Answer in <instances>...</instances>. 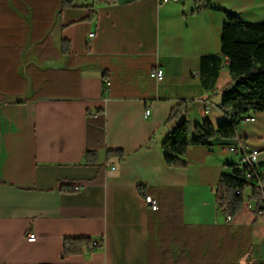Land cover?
Listing matches in <instances>:
<instances>
[{"label": "crops", "instance_id": "1", "mask_svg": "<svg viewBox=\"0 0 264 264\" xmlns=\"http://www.w3.org/2000/svg\"><path fill=\"white\" fill-rule=\"evenodd\" d=\"M211 2L217 9L195 14L194 0H0V264H264L251 189L231 222L215 196L241 161L229 147L258 149L264 161V112L236 139L191 146L185 169L164 160L177 101L189 102L191 137L224 119L227 60L216 92L200 83L201 59L221 55L224 11L264 23V0ZM82 237L103 247L65 256L64 241Z\"/></svg>", "mask_w": 264, "mask_h": 264}, {"label": "trees", "instance_id": "2", "mask_svg": "<svg viewBox=\"0 0 264 264\" xmlns=\"http://www.w3.org/2000/svg\"><path fill=\"white\" fill-rule=\"evenodd\" d=\"M100 3L112 5L119 0H97ZM193 13L198 14L213 9L211 0H194ZM227 21L223 26L222 49L220 56H205L200 62V83L206 91L216 92V81L222 69L223 58L228 62L232 81L221 91L222 101L220 111L223 121L215 126L206 119L194 128L190 136V124L186 117L189 102L179 100L171 110L170 122H177L162 144L164 160L168 167L185 169L188 166L186 156L191 146H211L216 138L232 140L238 137L239 126L244 117L251 113L264 112V23H245L236 13L224 11ZM88 49L89 46H88ZM104 109L96 114L104 121ZM89 116H94L89 114ZM108 158L119 157L124 153L120 149L107 150ZM87 165L98 163L97 153L87 150ZM230 174H223L216 188L215 196L218 206L227 211L233 220L244 206V193L251 189L252 198L259 204L264 194L263 190L249 184L244 179L245 170L239 165L232 166ZM258 168L264 169V161ZM77 188L61 187V191L74 193ZM140 194L146 197L143 188ZM237 192H240L238 194ZM92 243L90 238H68L64 241L63 254H81L84 248Z\"/></svg>", "mask_w": 264, "mask_h": 264}, {"label": "built area", "instance_id": "3", "mask_svg": "<svg viewBox=\"0 0 264 264\" xmlns=\"http://www.w3.org/2000/svg\"><path fill=\"white\" fill-rule=\"evenodd\" d=\"M168 0H165L167 2ZM95 33H91L89 35L90 38L94 37ZM165 74L164 71L161 68H155L151 73L150 77L156 81H160L164 78ZM106 85H109L110 83L108 81H105ZM220 108V107H219ZM210 106L206 104L205 112L206 114L210 113ZM150 114V110L146 111V116ZM255 120L254 116L249 115L244 117L241 123H250ZM229 151L232 153H238L241 157V161L239 164L240 169L245 170L244 179L251 185L255 186L256 188L263 190L264 188V169L258 168L259 163H261L260 156L262 155V151L258 149H247L241 144H238L237 146H231L229 147ZM115 168L112 167V170ZM77 189L79 187H76ZM240 194V192H237ZM145 202L148 205L150 211L157 212L159 210V203L151 195H148L145 197ZM256 209L264 213V194L262 196V199L260 200L259 204L257 205ZM226 212L227 221L231 222V217ZM27 239L29 241H35L36 235L34 233H31L27 236ZM104 242L103 241H93L89 246L84 248L85 252L92 251L97 247H103Z\"/></svg>", "mask_w": 264, "mask_h": 264}, {"label": "water", "instance_id": "4", "mask_svg": "<svg viewBox=\"0 0 264 264\" xmlns=\"http://www.w3.org/2000/svg\"><path fill=\"white\" fill-rule=\"evenodd\" d=\"M213 9H217V8L213 6ZM230 13H234V12H230Z\"/></svg>", "mask_w": 264, "mask_h": 264}, {"label": "rangeland", "instance_id": "5", "mask_svg": "<svg viewBox=\"0 0 264 264\" xmlns=\"http://www.w3.org/2000/svg\"><path fill=\"white\" fill-rule=\"evenodd\" d=\"M247 193H249V190H247Z\"/></svg>", "mask_w": 264, "mask_h": 264}]
</instances>
